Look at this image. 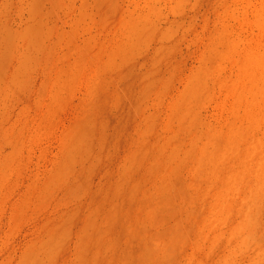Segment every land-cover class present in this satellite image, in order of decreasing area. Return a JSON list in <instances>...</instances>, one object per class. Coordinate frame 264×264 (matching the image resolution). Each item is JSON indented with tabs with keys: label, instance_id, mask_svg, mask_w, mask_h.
I'll use <instances>...</instances> for the list:
<instances>
[{
	"label": "rangeland",
	"instance_id": "1",
	"mask_svg": "<svg viewBox=\"0 0 264 264\" xmlns=\"http://www.w3.org/2000/svg\"><path fill=\"white\" fill-rule=\"evenodd\" d=\"M0 264H264V0H0Z\"/></svg>",
	"mask_w": 264,
	"mask_h": 264
}]
</instances>
